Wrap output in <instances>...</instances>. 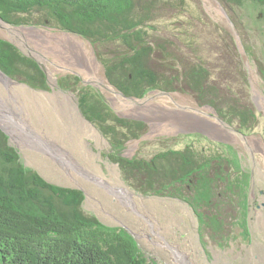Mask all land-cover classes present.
I'll use <instances>...</instances> for the list:
<instances>
[{
  "label": "rangeland",
  "instance_id": "rangeland-1",
  "mask_svg": "<svg viewBox=\"0 0 264 264\" xmlns=\"http://www.w3.org/2000/svg\"><path fill=\"white\" fill-rule=\"evenodd\" d=\"M154 23L155 36L166 49L165 57L160 52L156 56L155 52V66L163 63L165 68L159 69L170 75L191 64H202L208 70L207 87H212L205 99H216L224 106L252 107L257 119L250 130L240 132L237 119L227 124L212 105L199 101L184 83L171 92L151 90L140 99L124 96L107 82L87 40L51 27L15 26L1 19L0 37L40 63L47 73L49 88L34 89L11 78L39 92L42 98L36 93L17 94L16 105L23 110V128L13 133L4 124L0 126L9 134L10 143L26 167L38 171L51 183L82 190L83 208L103 223L128 231L150 262L182 264L175 262L177 256L181 258L179 249H190L195 264H264V16L254 12V18H249L246 11L233 10L220 0H190L182 10L175 5L160 9ZM71 73L81 77L78 88L92 86L118 115L146 123L143 136L128 142L123 150L129 158L149 159L158 151L186 145L216 153L222 151V144L230 145L249 176L246 214L239 212L242 205L237 202L235 206L222 203L226 226L215 235L210 229L200 233L197 218L186 201L143 195L127 186L117 164L105 157L109 143L79 110L75 92L57 84L58 78ZM64 94L71 96L77 111H73L71 103L68 105ZM77 114L91 125L88 131ZM49 140L60 149L59 154L45 144ZM116 176L144 199L138 209L147 218L121 204L112 191ZM141 228L146 232L151 228L158 230L165 239L152 231L162 243L143 238ZM226 232L230 236L225 241L220 235Z\"/></svg>",
  "mask_w": 264,
  "mask_h": 264
},
{
  "label": "trees",
  "instance_id": "trees-1",
  "mask_svg": "<svg viewBox=\"0 0 264 264\" xmlns=\"http://www.w3.org/2000/svg\"><path fill=\"white\" fill-rule=\"evenodd\" d=\"M220 1L233 10L246 11L249 18H254V12L264 16V0ZM189 3L0 0V19L15 26L51 27L87 40L107 82L124 96L140 99L151 90L171 92L184 83L199 101L212 105L227 124L237 119L240 132L250 130L257 119L252 107L224 106L216 99H205L212 87H207L208 70L202 64H191L170 75L159 69L163 63L155 66V52L163 57L166 53L164 42L155 36L154 21L159 10L167 5L182 10ZM0 70L31 88H49L40 63L2 37ZM79 82L81 77L74 73L57 79L59 88L75 92L79 110L109 143L105 157L117 164L127 186L143 195L186 201L197 218L200 233L210 229L215 235L226 226L222 203L235 206L237 202L242 205L239 212L246 214L249 176L230 145L222 144L224 148L216 153L186 145L158 151L149 159L129 158L123 150L128 142L143 136L146 123L118 115L99 91L88 84L78 88ZM84 198L82 190L51 183L26 167L0 128V264H155L128 231L103 223L87 212ZM220 236L226 241L230 234Z\"/></svg>",
  "mask_w": 264,
  "mask_h": 264
},
{
  "label": "bare ground",
  "instance_id": "bare-ground-1",
  "mask_svg": "<svg viewBox=\"0 0 264 264\" xmlns=\"http://www.w3.org/2000/svg\"><path fill=\"white\" fill-rule=\"evenodd\" d=\"M7 27V26H6ZM55 90V89H54ZM19 93H23L24 95L28 96L30 93H36L38 94V96L40 97V93L39 92H35L34 90L28 89L25 85L23 84H19L15 81H12L11 79L7 78L6 76H4L1 72H0V123L3 125L4 127H6L8 130H10L11 132H15L16 130H18L19 128H23V124H24V118L22 117L23 114V110L20 107H17V94ZM43 94V93H42ZM68 105L70 106V103L72 104V108L73 111H77L76 105L74 103V101L72 100L71 96L68 94H64ZM46 97V96H45ZM42 98V97H40ZM58 100V99H57ZM48 101V100H47ZM60 102V101H58ZM50 103V102H49ZM5 105V107H4ZM53 105V104H52ZM67 105V104H66ZM7 106V107H6ZM56 106V105H55ZM6 111H5V110ZM78 119H81L82 121H80L84 127H86V130L88 131L89 128L91 127V125H89V123H87L85 120H83L81 118L80 114H77ZM58 123V122H57ZM212 125V124H211ZM216 125V124H213ZM222 125V124H221ZM229 127V126H228ZM61 128V127H60ZM63 131V130H61ZM93 131L95 132V130L93 129ZM61 133V132H60ZM63 133V132H62ZM39 136H41L40 133H38ZM42 137V136H41ZM40 137V138H41ZM43 140H46L45 137H42ZM41 141V140H39ZM47 141V140H46ZM42 142V141H41ZM28 143H30V141H28ZM36 143V142H35ZM44 143V142H43ZM37 144V143H36ZM47 146L52 147V149H57L55 146V143H53L52 141L49 140L48 143H45ZM34 142L32 143V146H34ZM59 145V144H58ZM41 149V148H39ZM42 150V149H41ZM60 149L56 152L59 154ZM41 152V151H40ZM61 152V151H60ZM81 153V152H80ZM63 155V154H62ZM61 158V157H60ZM112 164V163H111ZM73 165V164H72ZM100 167V166H99ZM84 173L89 174L90 172H88L87 170L83 169ZM80 174V173H79ZM115 174V173H114ZM78 175V174H77ZM69 179L72 177L70 175H68ZM116 181H115V185L116 188H114V190H112L115 194H117V198L119 199V201L121 202L122 205H124L125 207H127L128 209L132 210L134 208V206L138 207L139 203H143V198L141 196H136L135 193H133L132 191H130L127 187H125L121 182L118 181V177L116 176ZM101 185V182H98ZM103 186V185H101ZM106 186V185H105ZM100 187V186H99ZM105 188V187H104ZM98 189V188H97ZM112 192V193H113ZM110 194V193H109ZM119 195V196H118ZM137 209V208H136ZM135 209V210H136ZM139 210V209H137ZM138 213V212H137ZM140 216L147 218L144 214L139 213ZM138 215V216H139ZM141 231V236L147 237L146 233L144 231L143 228L140 229ZM154 242V241H153ZM167 251V250H166ZM170 253V252H168ZM172 254V253H170ZM175 254V253H174ZM179 254L181 256V258L177 255L178 261L176 260L175 262H181L182 264H195V257L193 252L189 249L187 251H181L179 249ZM230 258V257H229Z\"/></svg>",
  "mask_w": 264,
  "mask_h": 264
},
{
  "label": "flooded vegetation",
  "instance_id": "flooded-vegetation-1",
  "mask_svg": "<svg viewBox=\"0 0 264 264\" xmlns=\"http://www.w3.org/2000/svg\"><path fill=\"white\" fill-rule=\"evenodd\" d=\"M136 208L138 209V208H140V207H139V206H138V207L134 206V208H133L134 210L132 209L131 211H133V212L136 211L135 213H137V209H136ZM135 209H136V210H135ZM138 211H139V212L137 213V215H138L139 213L144 214L140 209H139ZM145 215H146V214H145ZM153 228H154V227H153ZM153 228H151V229L149 230V232L146 233V236L149 237V238H153V239L155 240V242H158V243L160 242V243H162L161 241H158V239H157L154 235H156V233H158V234H157L158 236L161 235V236L163 237V235H162L158 230L154 231L155 229H153ZM150 231H152L154 235H153ZM145 232H146V231H145ZM163 238H164V237H163ZM159 239H161V238H159ZM164 239H165V238H164ZM156 240H157V241H156ZM161 240H162V239H161ZM165 242H167V240H166ZM163 244H164V243H163Z\"/></svg>",
  "mask_w": 264,
  "mask_h": 264
},
{
  "label": "water",
  "instance_id": "water-1",
  "mask_svg": "<svg viewBox=\"0 0 264 264\" xmlns=\"http://www.w3.org/2000/svg\"><path fill=\"white\" fill-rule=\"evenodd\" d=\"M0 72L4 75V76H6L7 78H9V79H11V77H9V76H7L4 72H2L1 70H0ZM21 84V83H20ZM89 122V121H88ZM1 127V129L4 131V132H6L4 129H3V127L2 126H0ZM6 134L7 135H9L7 132H6Z\"/></svg>",
  "mask_w": 264,
  "mask_h": 264
}]
</instances>
